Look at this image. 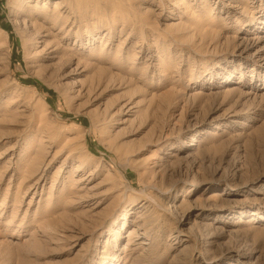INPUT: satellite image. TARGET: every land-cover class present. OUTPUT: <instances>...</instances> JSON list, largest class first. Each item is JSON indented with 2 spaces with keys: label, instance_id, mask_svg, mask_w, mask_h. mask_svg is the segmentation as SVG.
<instances>
[{
  "label": "rangeland",
  "instance_id": "1",
  "mask_svg": "<svg viewBox=\"0 0 264 264\" xmlns=\"http://www.w3.org/2000/svg\"><path fill=\"white\" fill-rule=\"evenodd\" d=\"M0 264H264V0H0Z\"/></svg>",
  "mask_w": 264,
  "mask_h": 264
}]
</instances>
